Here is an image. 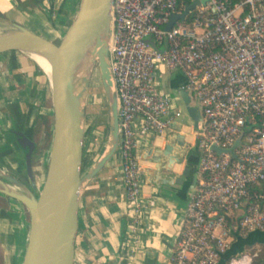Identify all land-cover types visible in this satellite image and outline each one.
Returning a JSON list of instances; mask_svg holds the SVG:
<instances>
[{"label": "built area", "instance_id": "obj_1", "mask_svg": "<svg viewBox=\"0 0 264 264\" xmlns=\"http://www.w3.org/2000/svg\"><path fill=\"white\" fill-rule=\"evenodd\" d=\"M198 1L169 30L170 16L193 0L110 3L109 63L134 226L147 208L138 137L167 136L173 119L170 99L153 83L156 64L183 74L201 112L196 184L167 264H218L234 232L264 230V0ZM240 135L231 152L214 149H231ZM254 256L244 251L226 264H252Z\"/></svg>", "mask_w": 264, "mask_h": 264}, {"label": "crops", "instance_id": "obj_2", "mask_svg": "<svg viewBox=\"0 0 264 264\" xmlns=\"http://www.w3.org/2000/svg\"><path fill=\"white\" fill-rule=\"evenodd\" d=\"M80 1L0 0V20L11 28L19 25L53 41L57 37L61 39ZM33 76V64H24L15 56H10L5 66L0 68V169L25 172L24 151L18 145L14 132L20 131L32 140V122L28 116L34 106V83H29ZM185 82V77L178 70H169L160 63L156 64L153 83L160 94L170 99L173 119L179 110L185 109L180 95ZM112 85L115 92L113 76ZM189 96L190 105L198 106L194 96ZM188 126H184L182 131L186 142L184 156L171 170L163 169L159 173L160 179L155 182L146 174L154 168V163L149 161V157H144V152L150 147L164 149L166 136L138 137L141 193L147 208L135 226L121 170L119 138L112 156L88 177L85 176L108 152V142L101 151L94 154L86 168L82 158L81 173L84 179L79 190L74 264L168 263L184 224L186 205L197 179L200 152L195 145L191 120H188ZM171 132L174 131L170 128L168 134ZM166 179H170V182H165ZM5 205L4 208L0 205L2 259L8 254H15L17 244L27 234H23L18 204L6 200ZM260 239L264 242V236ZM252 246L259 248L264 243L255 242Z\"/></svg>", "mask_w": 264, "mask_h": 264}, {"label": "water", "instance_id": "obj_3", "mask_svg": "<svg viewBox=\"0 0 264 264\" xmlns=\"http://www.w3.org/2000/svg\"><path fill=\"white\" fill-rule=\"evenodd\" d=\"M110 3L111 0H81L73 20L58 43L19 25H14L12 32L6 31V36L0 38V60L18 51L24 53L25 50H35L47 56L53 66L50 84L52 136L46 173L39 194L34 197L30 193L27 195L7 191L1 193L24 205L29 212V226L21 264H74L79 190L84 179L81 173L84 131L81 125V96H76L73 92L71 67L75 54L81 47L82 39L104 28L107 34L110 24ZM198 3V0H193L182 13L172 14L165 29L169 30L177 20H183L188 11L194 9ZM101 54L105 59L106 47L101 48ZM88 79L89 76L85 86L88 84ZM101 79L106 92L102 74ZM180 95L185 109L179 110L176 118L170 121L169 126L174 132L167 134L164 149L150 147L144 152V157H149V161L154 163V168L146 172L154 182L160 179L159 173L163 169L171 170L184 156L186 142L182 131L184 126L189 127L188 120L193 122L194 129H197L201 120L199 106L190 105L189 93L182 89ZM107 96L110 98L108 94ZM111 99L109 139L111 148L85 177L100 168L117 147L118 116L114 92ZM14 134L18 145L24 151L25 174L33 182L32 156L36 143L20 131H15ZM240 138L241 135L229 150L218 147L214 149L219 154L231 152L239 144ZM178 181L180 180H175ZM165 182H170V179H166ZM0 184L25 186L15 177L5 174L0 175ZM233 234L235 240L221 255L218 264H226L231 257L243 253L246 247L252 246L255 242L264 243L260 239L264 236V230H254L245 236L238 232Z\"/></svg>", "mask_w": 264, "mask_h": 264}, {"label": "rangeland", "instance_id": "obj_4", "mask_svg": "<svg viewBox=\"0 0 264 264\" xmlns=\"http://www.w3.org/2000/svg\"><path fill=\"white\" fill-rule=\"evenodd\" d=\"M0 28L7 32H12V28L5 22L0 20ZM111 33L112 24L108 26L106 40L102 47H106L107 65L110 69V46H111ZM59 38H54L55 43L59 42ZM10 56H15L21 62L33 64L35 68V76L32 82L34 83V106L29 111V118L32 123V140L36 143V148L32 156V170L34 180L31 182L25 172L11 171L9 168L0 169L2 174L13 176L19 179L28 189L29 193L37 197L44 181L46 163L49 153V142L53 125V112L51 108V91L47 81V77L39 66L23 52H15L12 55H7L4 60H0V68L2 69L8 62ZM88 79V84L85 89L83 97H80V112H81V125L84 131V150H83V164L86 168L89 161H92L94 154L102 150L104 145L110 139V104L112 103L111 97L109 98L105 92L100 74L99 60H95ZM102 72V71H101ZM104 77V75L102 74ZM112 78V76H111ZM105 79V77H104ZM106 80V79H105ZM114 96L116 98L115 92ZM6 200L18 204L21 215V225L23 226V234L27 233L29 226V212L27 208L16 200L9 199L7 196L0 193V205L4 208ZM26 239L23 238V240ZM20 241L15 249V254H8L5 259H2L0 253V264H21L25 241ZM247 253L252 254L250 251Z\"/></svg>", "mask_w": 264, "mask_h": 264}, {"label": "bare ground", "instance_id": "obj_5", "mask_svg": "<svg viewBox=\"0 0 264 264\" xmlns=\"http://www.w3.org/2000/svg\"><path fill=\"white\" fill-rule=\"evenodd\" d=\"M105 32L106 29L104 28L102 30H99L95 34L89 35L86 38L82 39L81 47L75 54L74 61L71 67V82L73 92L76 96L83 97L84 94L81 93V90H83V93H85L86 80L90 74V71L92 70L91 67L95 60H100V70L102 71L101 74H103L106 79H104L106 84V92L110 97L112 96L113 85L111 71L109 70V67L106 64L107 59H104L103 55L101 54V48L106 40L107 35ZM4 36H6V30L0 28V38ZM24 54L31 58L44 72L50 87L53 76V66L48 57L45 56L43 53L35 50H25ZM106 148L107 150L111 148V140L108 141ZM1 174L2 172L0 171V175ZM2 191L12 192L14 194L21 195L29 194V189L19 184H8L5 186H2L0 184V193H2Z\"/></svg>", "mask_w": 264, "mask_h": 264}, {"label": "trees", "instance_id": "obj_6", "mask_svg": "<svg viewBox=\"0 0 264 264\" xmlns=\"http://www.w3.org/2000/svg\"><path fill=\"white\" fill-rule=\"evenodd\" d=\"M250 251L252 254L256 253V256L253 257L252 264H264V246L261 247H246L245 252Z\"/></svg>", "mask_w": 264, "mask_h": 264}]
</instances>
